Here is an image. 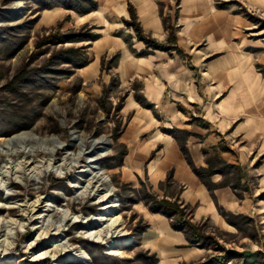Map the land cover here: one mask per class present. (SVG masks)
<instances>
[{
	"label": "rangeland",
	"instance_id": "obj_1",
	"mask_svg": "<svg viewBox=\"0 0 264 264\" xmlns=\"http://www.w3.org/2000/svg\"><path fill=\"white\" fill-rule=\"evenodd\" d=\"M178 2L164 0L157 7L166 32L158 42L141 29L127 0H0V144L21 133L36 140L26 150L36 154L27 160L7 155L25 146L9 151L0 147V264H79L74 254L80 252L89 264H264V0H211L214 8L237 19L233 43L248 59L252 79L246 81L251 85L246 91L243 87L235 95L230 90L215 98L206 95L204 119L211 137L205 139L198 161H191L183 149L190 145L184 132L142 97L141 79H120V46L134 57L149 50L182 56L175 45ZM98 9L100 14L94 15ZM134 24L141 37L163 48H147ZM102 36L106 44L95 73H80L94 60L92 43ZM170 97L165 90L163 101ZM145 109L152 112L149 132L140 127L146 122ZM182 109L197 115L190 105ZM173 136L208 190L214 211L184 203L170 171L160 183L150 180L149 163L162 160V149ZM99 139L108 145L90 148L88 156L97 163L87 164L82 153ZM149 139L155 149L136 161L132 154ZM48 140L58 148L52 157L43 152L49 149ZM28 161L31 165L23 168ZM65 163L73 168L65 169ZM93 166L110 182L106 190L113 194L125 231L102 243L87 236L101 224L96 219L104 205V191L89 187L95 181L89 169ZM160 201L172 205L170 213L158 208ZM64 215L70 221L61 224ZM159 224L177 233L181 244L171 245L165 232L158 231ZM46 234L53 237L38 240ZM112 242L122 245V254H109ZM63 247L72 250L53 257ZM191 250L196 255H186Z\"/></svg>",
	"mask_w": 264,
	"mask_h": 264
},
{
	"label": "crops",
	"instance_id": "obj_2",
	"mask_svg": "<svg viewBox=\"0 0 264 264\" xmlns=\"http://www.w3.org/2000/svg\"><path fill=\"white\" fill-rule=\"evenodd\" d=\"M127 1L133 5L141 29L156 41L163 42L166 32L162 29L160 18L157 15V7L164 0ZM178 3L176 12L178 32L175 45L182 50V56L178 57L172 51L149 50L146 55L134 57L126 46L125 48L120 46L119 59L121 62L119 67L123 74L120 79L125 81L141 79L140 93L142 97L152 108L154 107L156 112L160 107L159 110L166 114L167 122L175 130L184 132L186 135L185 144L190 145H184L186 149L182 147L188 151L191 161H198L199 158H202L205 139L211 137L207 134L210 123L204 119L206 95L215 98L218 94L231 91L235 95L237 90L243 87L246 91L248 86L246 81L252 79V71L248 67V59L243 52H239V48L233 43L237 22L235 17L229 12L214 8L211 0H179ZM93 14L99 15L100 9L94 11ZM123 14L121 9L120 15ZM79 20L84 19L77 17V21ZM105 44L104 36L92 43L95 58L88 66L79 70L80 73L87 70L85 74H89V77L95 73L97 57ZM136 46L133 45L131 48H136L137 51L142 50ZM200 76H204L203 79H200ZM165 90L170 92L171 97L169 100L163 101ZM128 104L131 107H136L132 101H128ZM189 105L195 109L196 116L194 113L189 115L186 110L182 109ZM144 111H147L148 114L142 115L146 122L140 127L146 128L144 131L148 130L149 132L153 126L152 112L147 109ZM214 142L217 143V141ZM155 144L149 139L146 145L142 144L135 149L132 158H135L136 161L144 160L146 155L153 148L155 149ZM180 148L173 136L166 150L162 149L164 153L162 160L149 163L148 176L150 180L153 179L152 182L160 183L164 172L170 171L173 184L181 188L179 197L184 203L202 204L200 209L214 211L211 201L207 202L209 199L208 190L192 172L190 164L185 162ZM136 175L138 176V173ZM214 218L216 223H221L218 217ZM159 227L158 231L165 232L168 239L173 242L171 245L181 244V238L177 233L166 231L164 224H159ZM172 250L176 251L173 246ZM180 251L183 255L184 250ZM197 253H199L198 250ZM188 254L192 256L196 255V252L191 250L186 253V255Z\"/></svg>",
	"mask_w": 264,
	"mask_h": 264
},
{
	"label": "bare ground",
	"instance_id": "obj_3",
	"mask_svg": "<svg viewBox=\"0 0 264 264\" xmlns=\"http://www.w3.org/2000/svg\"><path fill=\"white\" fill-rule=\"evenodd\" d=\"M34 141H36V140L33 139L28 133H21L19 135H15V136H12V137H10L8 139L3 140V142L0 144V147H1V151H9L11 147H17V146H21V145L25 146L24 147L25 149L23 151H21V152L18 151L16 153H10V154H7V155H9L8 157H10V159L12 157L13 158L22 157V158L27 160V159L33 158L34 155L36 154V153H32L33 151H31V148H30V150L26 151L27 147L30 144H33L32 142H34ZM48 141H49L48 144L50 143L48 145L49 149L48 150L46 149L47 151L43 150V152L45 154H47L49 157H52L54 151H58V148L56 146H52L53 145V141H51V140H48ZM107 145H108V142H107L106 139H99V140H96L94 142L92 141L91 143L87 144L88 147L84 149V152L82 153V155L85 156V157L88 156L89 153L91 152V151H89L90 148H95V147L102 148V147L107 146ZM105 149H108V148H105ZM92 151H93V149H92ZM36 152H40V150L36 151ZM43 152H40V153H43ZM85 159L88 160L87 164L96 165V163H97V158H94L93 156H88ZM29 162L30 161L24 163V165H23L24 167L23 168L29 167L31 165V164H29ZM73 162L77 163L78 159L73 160ZM64 167H65V169H68L69 167L73 168V164L70 165V163H67V164L65 163ZM87 167H88V165H87ZM39 169L40 168L36 167L34 170H39ZM89 169H90V174L93 173L92 178H95V181L93 182V184L96 185V183H99L96 186H94L93 184H90L89 187H90V189L95 187L96 188V189L94 188L95 192L96 191H104V195L102 197H100V202H102L104 205H102L101 209H100L102 211V214L96 219V221H98L97 223H101V224L99 225V227H96V228H93V229L89 230L87 232V236L100 241L99 243L104 242L105 240H107L108 238H110L112 236L122 237L125 234V231L123 230V227H122L121 218L118 216V214L116 212L117 211V205H116V203L112 202V200H111V197H112L113 194L112 193H108L110 191L106 190L107 188H109V183L110 182L105 177L104 172H101V169H98V168H96L94 166L90 167ZM99 187H101V188L98 189ZM46 207L47 206H45V208ZM38 208H39V205H36V206H34L33 210H31V211L33 212V211H35ZM46 212H47V215L45 214L44 216L47 217L49 215V209ZM37 219H39V218H37ZM67 221H70V218L67 217V215H64L60 219V223L61 224L62 223L65 224ZM11 224L12 223H8L9 226ZM51 225H53V224H51ZM60 229L57 228V227L54 228V230L57 233L61 231ZM57 233H55V234H57ZM55 234H53V235H55ZM45 237L46 238L48 237L49 239H51V237H53V236H51V234H49V235L46 234V236H44V238H43L42 235H40L38 240L40 241L41 238L42 239H46ZM68 248L69 247H63L60 250H57V248H56L55 251L53 252V257L54 256L56 257L57 254H67V253H69L72 249L69 250ZM121 250H122V245H119L117 242H112L110 244V252H109V254L117 256V255L122 254ZM45 255H46V253H43L42 256H45ZM74 256H75V259L78 262H80L79 264H89V263H87L88 262V257L84 253H81V252L79 254L76 253V254H74Z\"/></svg>",
	"mask_w": 264,
	"mask_h": 264
},
{
	"label": "trees",
	"instance_id": "obj_4",
	"mask_svg": "<svg viewBox=\"0 0 264 264\" xmlns=\"http://www.w3.org/2000/svg\"><path fill=\"white\" fill-rule=\"evenodd\" d=\"M133 27H134V31L136 32L139 40L144 41V43L146 44L147 48H150L152 50H158V49H162L163 48V47H160L159 45L155 44L153 41L141 37L139 35L140 31H139V28L137 27V25L134 24ZM157 206H158V208L160 210H162L165 213H170L171 208H172V205L167 203V202H165V201H160L159 203H157Z\"/></svg>",
	"mask_w": 264,
	"mask_h": 264
}]
</instances>
